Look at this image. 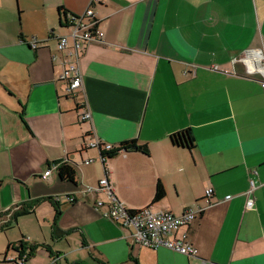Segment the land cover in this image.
<instances>
[{"label":"crops","instance_id":"crops-1","mask_svg":"<svg viewBox=\"0 0 264 264\" xmlns=\"http://www.w3.org/2000/svg\"><path fill=\"white\" fill-rule=\"evenodd\" d=\"M39 3L38 23L21 25L26 9L0 0V264H264V0ZM89 8L104 38L85 47L72 97L53 56L68 15ZM188 129L194 149L170 142ZM93 141H136L150 154L104 165ZM64 163L75 183L60 178ZM105 178L129 210L206 208L187 229L198 256L135 244L96 207L105 195L87 192ZM158 182L166 197L153 205Z\"/></svg>","mask_w":264,"mask_h":264},{"label":"built area","instance_id":"built-area-1","mask_svg":"<svg viewBox=\"0 0 264 264\" xmlns=\"http://www.w3.org/2000/svg\"><path fill=\"white\" fill-rule=\"evenodd\" d=\"M100 2L101 0H91V5ZM98 25L99 21L93 10L89 8L81 16L69 14L66 22V26L70 30L69 35L57 37L58 55L53 56V61H61L63 67L61 79L68 85L69 96L75 97L83 85L79 62L85 47L92 42H102L104 38V33L99 30ZM29 45L33 49L40 47L37 40H31ZM240 61L245 63L250 74L254 72L255 64L252 63L254 66L247 65L246 60H236L235 63ZM90 118V114L87 113L81 120L86 121ZM89 147L99 150L100 153L110 152L114 149L112 145L99 141L91 142ZM51 173V169H49L44 173L43 179H47ZM255 189L256 185L252 181L247 201V208L250 210L255 208ZM87 192L105 195L107 203L103 200L97 201L96 207L105 208L103 216L108 220L131 230L135 244L153 250L165 248L187 257L198 256V249L190 241L187 229L204 213L206 208L187 209L180 216H175L169 211H155L151 207L129 210L118 202L107 178L102 179L97 188L89 189ZM212 197L213 191L207 190L205 198L207 206L212 204ZM69 202H73V200L69 199ZM10 261L12 264H27L28 256L20 255Z\"/></svg>","mask_w":264,"mask_h":264},{"label":"trees","instance_id":"trees-1","mask_svg":"<svg viewBox=\"0 0 264 264\" xmlns=\"http://www.w3.org/2000/svg\"><path fill=\"white\" fill-rule=\"evenodd\" d=\"M21 115L23 116V114ZM170 142L174 146L187 148L189 150H192L195 147V140L189 129L173 134L170 137ZM121 153H126V154L127 153H141L145 156H149L150 151L146 146H139L136 141L124 142L121 145L115 147L110 152H106V153L101 152V158L103 160V164L105 165L108 160L118 157ZM57 172L59 173V176L63 181L75 183L77 172L73 166L66 164V163L59 164L57 166ZM165 197H166L165 187L163 186L161 182H158L156 189H155V194H154L152 204L155 205L157 203H160L161 201L165 199ZM28 213H29L28 207H22L21 210H19L15 214V218L17 219V217L22 216V215H27ZM59 216H60V213L57 210L55 223L53 225V235L55 237H58L62 234V231L58 228V225H57ZM79 264H82V263H79Z\"/></svg>","mask_w":264,"mask_h":264},{"label":"rangeland","instance_id":"rangeland-1","mask_svg":"<svg viewBox=\"0 0 264 264\" xmlns=\"http://www.w3.org/2000/svg\"><path fill=\"white\" fill-rule=\"evenodd\" d=\"M17 5L19 6L21 12H24L22 8L26 9V13H23L20 18L21 25L24 24V19H26V22L33 24L38 23L39 19H41L39 0H17ZM69 31V29H66L65 31L63 30L62 33L67 35Z\"/></svg>","mask_w":264,"mask_h":264},{"label":"bare ground","instance_id":"bare-ground-1","mask_svg":"<svg viewBox=\"0 0 264 264\" xmlns=\"http://www.w3.org/2000/svg\"><path fill=\"white\" fill-rule=\"evenodd\" d=\"M251 66H254L253 64H251Z\"/></svg>","mask_w":264,"mask_h":264},{"label":"water","instance_id":"water-1","mask_svg":"<svg viewBox=\"0 0 264 264\" xmlns=\"http://www.w3.org/2000/svg\"><path fill=\"white\" fill-rule=\"evenodd\" d=\"M102 160V159H101Z\"/></svg>","mask_w":264,"mask_h":264}]
</instances>
